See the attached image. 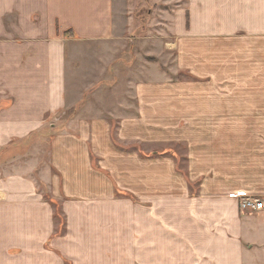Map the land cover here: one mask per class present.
Listing matches in <instances>:
<instances>
[{
    "label": "crops",
    "instance_id": "obj_1",
    "mask_svg": "<svg viewBox=\"0 0 264 264\" xmlns=\"http://www.w3.org/2000/svg\"><path fill=\"white\" fill-rule=\"evenodd\" d=\"M126 2L0 0V264H264V212L240 207L264 163L224 121L264 117V0L176 10L187 93L118 76ZM50 133L38 177L37 158L18 168Z\"/></svg>",
    "mask_w": 264,
    "mask_h": 264
},
{
    "label": "rangeland",
    "instance_id": "obj_2",
    "mask_svg": "<svg viewBox=\"0 0 264 264\" xmlns=\"http://www.w3.org/2000/svg\"><path fill=\"white\" fill-rule=\"evenodd\" d=\"M126 1V13H124L123 16L128 19L130 37L128 45H130V51L128 53V61L126 62V70H123L121 76H118L120 78H124L125 81L128 82L127 84L130 85L129 83L135 82L136 80H144L146 82L148 78L159 74L163 77L170 78L172 82L178 84L177 92L187 93V88L182 84L189 82L190 78L183 71H177L176 73L174 72L175 39L172 32L175 12L179 8L184 7L186 0ZM109 88L110 87H108V89ZM118 89L119 93H125V91H122L121 88ZM131 89L132 88L130 87L129 91ZM234 89L236 88L221 87L220 90H223L225 93H233ZM73 115V112H67L58 121H60V123H67L72 119ZM234 120L237 121V124L244 128L246 127L248 129H254L255 133L251 135V139L255 141L254 146L257 153V163H264V117L224 119V121L228 122ZM53 136L55 135L51 133L33 135L34 139L32 141L36 142L40 147L37 153L33 149H26V146L17 149L15 154L18 159V168L23 165V163L37 158L40 162L39 165L41 166H39L38 170L34 172V176L38 177L40 168H45L47 160L49 163V157L46 154L47 148L45 147V141L48 139L47 141L50 142ZM242 137L243 138L241 142L244 141V143H246V135L243 134ZM225 139H227V136ZM40 141H43V145L41 146ZM182 151V148H180L178 152ZM220 153H223V150H220ZM220 153L218 152L219 155H221ZM39 187L41 190L46 191V188L42 186L40 181ZM241 210L244 211L242 208Z\"/></svg>",
    "mask_w": 264,
    "mask_h": 264
},
{
    "label": "built area",
    "instance_id": "obj_3",
    "mask_svg": "<svg viewBox=\"0 0 264 264\" xmlns=\"http://www.w3.org/2000/svg\"><path fill=\"white\" fill-rule=\"evenodd\" d=\"M240 207L246 212L262 213L264 212V198L261 197L242 198Z\"/></svg>",
    "mask_w": 264,
    "mask_h": 264
}]
</instances>
